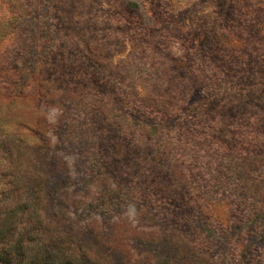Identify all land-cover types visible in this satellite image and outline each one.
Listing matches in <instances>:
<instances>
[{"label": "rangeland", "instance_id": "374dc122", "mask_svg": "<svg viewBox=\"0 0 264 264\" xmlns=\"http://www.w3.org/2000/svg\"><path fill=\"white\" fill-rule=\"evenodd\" d=\"M0 116L58 260L264 264V0H0Z\"/></svg>", "mask_w": 264, "mask_h": 264}, {"label": "trees", "instance_id": "16d2710c", "mask_svg": "<svg viewBox=\"0 0 264 264\" xmlns=\"http://www.w3.org/2000/svg\"><path fill=\"white\" fill-rule=\"evenodd\" d=\"M9 137L0 130V264H71L54 255L55 239L37 212L41 184L26 172L20 140Z\"/></svg>", "mask_w": 264, "mask_h": 264}]
</instances>
